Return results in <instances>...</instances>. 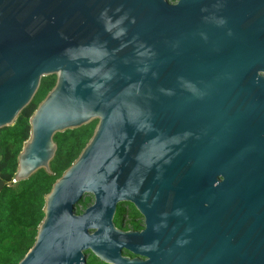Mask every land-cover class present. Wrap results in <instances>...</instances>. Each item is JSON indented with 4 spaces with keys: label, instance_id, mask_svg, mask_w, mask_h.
<instances>
[{
    "label": "water",
    "instance_id": "95a60500",
    "mask_svg": "<svg viewBox=\"0 0 264 264\" xmlns=\"http://www.w3.org/2000/svg\"><path fill=\"white\" fill-rule=\"evenodd\" d=\"M48 75L14 181L97 124L18 264H264V0H0V129Z\"/></svg>",
    "mask_w": 264,
    "mask_h": 264
},
{
    "label": "trees",
    "instance_id": "16d2710c",
    "mask_svg": "<svg viewBox=\"0 0 264 264\" xmlns=\"http://www.w3.org/2000/svg\"><path fill=\"white\" fill-rule=\"evenodd\" d=\"M55 81V75L43 76L29 105L12 125L0 129V178L5 181L0 191V264H18L33 245L38 225L44 217V196L78 157L97 124L95 119L81 127L57 132L53 137L57 149L50 162L52 173L39 169L27 179L14 181L17 157L30 134L29 118ZM86 206L85 200L80 201L77 213Z\"/></svg>",
    "mask_w": 264,
    "mask_h": 264
},
{
    "label": "flooded vegetation",
    "instance_id": "af4514ba",
    "mask_svg": "<svg viewBox=\"0 0 264 264\" xmlns=\"http://www.w3.org/2000/svg\"><path fill=\"white\" fill-rule=\"evenodd\" d=\"M175 2H177V0L172 1V3ZM82 200H85L87 206H89L93 202V197H85ZM113 221L115 226L122 231L141 232L146 227L145 217L141 215L139 212H137L135 208L131 209L128 204H124L122 206L117 207ZM122 255L128 256L130 258H134V255L125 249L122 250ZM86 264H103V263H101L91 252H88L86 257Z\"/></svg>",
    "mask_w": 264,
    "mask_h": 264
},
{
    "label": "rangeland",
    "instance_id": "374dc122",
    "mask_svg": "<svg viewBox=\"0 0 264 264\" xmlns=\"http://www.w3.org/2000/svg\"><path fill=\"white\" fill-rule=\"evenodd\" d=\"M87 197H92V196H87ZM76 207H77V205H76ZM129 207H130L131 209L134 208L131 204H129ZM76 212H77V211H76Z\"/></svg>",
    "mask_w": 264,
    "mask_h": 264
}]
</instances>
